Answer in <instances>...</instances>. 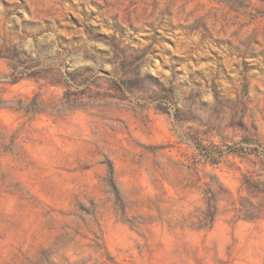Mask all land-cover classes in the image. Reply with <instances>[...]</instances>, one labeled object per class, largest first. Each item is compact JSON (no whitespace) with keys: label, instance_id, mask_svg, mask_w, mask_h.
Returning <instances> with one entry per match:
<instances>
[{"label":"rangeland","instance_id":"obj_1","mask_svg":"<svg viewBox=\"0 0 264 264\" xmlns=\"http://www.w3.org/2000/svg\"><path fill=\"white\" fill-rule=\"evenodd\" d=\"M0 264H264V0H0Z\"/></svg>","mask_w":264,"mask_h":264}]
</instances>
